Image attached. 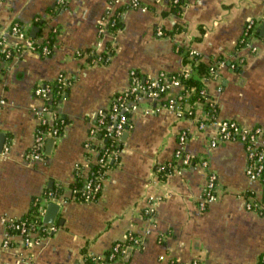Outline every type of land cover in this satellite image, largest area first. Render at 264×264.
I'll return each instance as SVG.
<instances>
[{
	"label": "crops",
	"instance_id": "crops-1",
	"mask_svg": "<svg viewBox=\"0 0 264 264\" xmlns=\"http://www.w3.org/2000/svg\"><path fill=\"white\" fill-rule=\"evenodd\" d=\"M131 1L67 0L61 5L57 0H0L5 35L18 22L28 34L36 28L34 38L41 42L52 37L48 55L25 51L0 64V98L5 100L0 132L7 147L0 152V240L8 219H22L35 200L41 201L44 216L47 191L61 192L54 221L45 223L56 230L34 234L36 240L27 247L20 236L11 237V246L0 249V264H82L86 256H105L115 243L127 245L129 233L141 244L127 245L114 261L102 264H260L264 218L245 204L249 195L262 199L263 187L245 176L242 144L208 147L216 129H199L203 109L198 105L192 115L180 118L166 109L136 112L121 136L119 161L111 165L98 197L71 199L75 166L84 164L83 143L96 112L127 88L131 70L144 78L182 70L186 63L180 49L196 52L205 66L224 62L217 79H201L216 107L215 120L264 128V35L259 33L264 0H179L175 6L169 0H136L144 9L130 7ZM108 7L120 11L121 27L114 31L111 49L110 38L104 43L109 59L97 63V29ZM248 19L260 21L256 50H236ZM175 27L179 30L164 34ZM158 29L163 36H157ZM58 74L72 81L56 102L62 132L49 147L50 138L45 140L42 160H26L39 126L35 111L42 106L32 90ZM152 106L147 102L142 107ZM181 131L187 133L185 151L205 158L217 175L218 198L204 210L198 206L206 183L202 169L157 171L172 161ZM150 205L153 211L146 214Z\"/></svg>",
	"mask_w": 264,
	"mask_h": 264
},
{
	"label": "built area",
	"instance_id": "built-area-1",
	"mask_svg": "<svg viewBox=\"0 0 264 264\" xmlns=\"http://www.w3.org/2000/svg\"><path fill=\"white\" fill-rule=\"evenodd\" d=\"M66 1L57 0L61 5L65 4ZM169 2L174 6L179 5V0H169ZM129 6L144 9L136 0L131 1ZM113 15L111 8L108 7L104 16L99 20L94 62L105 63L109 59L107 47L104 43L106 38H110V49L113 47L114 31L118 29L115 27ZM259 24L260 21L258 20H246L241 36L237 41L236 50L244 47L251 51L256 50L253 42L256 39ZM156 34L159 37L164 35L161 29H158ZM42 43L39 39L29 36L27 29L20 23L12 22L6 35L0 29V64L20 56L25 51H35L46 56L50 53L47 46L48 42H44L45 44L38 49V46ZM185 56L187 62L184 68L178 72H163L157 77L144 78L139 72L131 70L127 88L117 92L106 109L96 112L83 143V149L87 153L84 164L82 166L80 164L76 165L74 170L75 174L83 179V183L80 188L71 189V199L89 202L95 200L96 196L100 194L111 165L119 161L121 136L130 127V119L136 112L142 109L144 113H154L166 109L180 118L192 115L195 105L203 109V116L198 122L199 129H203L207 125H212L216 129L215 136L209 140L208 147L211 149L218 144L227 142L242 144L246 158L245 176L250 182L260 183L264 192V128L259 126L246 128L233 120H215L216 107L207 97L204 87L198 91V99L193 101L195 89L186 87L184 81L189 80L194 75V68L199 63V56L192 50H187ZM222 65H224V62L219 59L209 64L206 76L217 79L218 69ZM71 82V78L58 74L52 81L41 82L34 86L33 96L41 100L42 106L35 111L39 119V126L35 130L33 148L25 154L26 160H42L45 140L47 138L56 139L60 136L64 121L56 112V102L63 99ZM147 102H152L154 106L143 108V104ZM3 105H5V100L0 98V108ZM186 141L187 133L181 131L177 136V148L173 152L172 161L157 167V171H171L186 167L202 169L206 173V183L202 189L198 206L200 210H204L207 204L218 198L217 175L210 170L208 161L205 158L196 159L185 151ZM2 150L6 152L7 147H3ZM46 200L53 203L61 201V192L56 194L47 192ZM40 202L38 200L33 202V206H38L36 218L30 221H24L23 219L7 220V234L0 240V249L10 247L12 244L11 237L15 235L20 236L22 245L27 247L36 240L34 234L41 236V234L56 230V226L53 224L43 223V207ZM245 208L264 218V196L262 199H256L251 195L247 196ZM152 211L151 205L145 209L146 214ZM126 243L128 246L134 247L139 246L141 240L129 233L126 236ZM127 245L125 243H115L105 256L101 258L86 256V258L90 259L91 264H102L104 260L112 262L124 252ZM263 263L264 255L260 260V264ZM190 264L202 263L193 260Z\"/></svg>",
	"mask_w": 264,
	"mask_h": 264
},
{
	"label": "trees",
	"instance_id": "trees-1",
	"mask_svg": "<svg viewBox=\"0 0 264 264\" xmlns=\"http://www.w3.org/2000/svg\"><path fill=\"white\" fill-rule=\"evenodd\" d=\"M119 15H120V11H115L114 12V15H113V19L115 20V27H121V23L119 22ZM37 22H35L36 24ZM176 30H179L178 27H175L172 31H167V32H164V34H173L174 32H176ZM169 32V33H168ZM38 36V35H37ZM49 40L47 41V46H49V44L52 42V37H49L48 38ZM45 42V41H44ZM42 43L38 46V49L41 48L45 43ZM179 53H183L184 55V61L185 63L187 62V59H186V50L183 51V49H180L178 50ZM196 58V57H195ZM195 73L194 75L189 79V80H186L184 81V85L188 88H194L195 89V95L193 96L192 100L194 101L195 99H198V91L202 88V84H201V79H203L204 77H206V70H207V66H205L204 64L202 63H197L196 66H195ZM75 182L73 183L72 185V189L73 188H80L82 183H83V179L78 176V174H75ZM60 191V188H51L49 191L47 192H53L54 194H56L57 192ZM98 197V195L96 196V198ZM38 212V206L37 207H34L31 209V211L26 215L24 216L22 219L24 221H30L32 220L33 218H36V214ZM84 264H91V261L89 258H86ZM264 264V263H263Z\"/></svg>",
	"mask_w": 264,
	"mask_h": 264
},
{
	"label": "water",
	"instance_id": "water-1",
	"mask_svg": "<svg viewBox=\"0 0 264 264\" xmlns=\"http://www.w3.org/2000/svg\"><path fill=\"white\" fill-rule=\"evenodd\" d=\"M35 32H36V28H32L29 36L34 38ZM259 33L260 35H264V23H262ZM3 141H4V134L0 132V152L3 149ZM46 142H48L47 146L49 147V145L52 144L53 140L48 139ZM58 209H59V206L56 203H53V202L48 203L46 206L45 214L43 216V222L52 223L54 221V218L56 216ZM129 252H130V249L127 250L126 255H128Z\"/></svg>",
	"mask_w": 264,
	"mask_h": 264
}]
</instances>
